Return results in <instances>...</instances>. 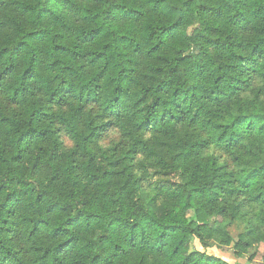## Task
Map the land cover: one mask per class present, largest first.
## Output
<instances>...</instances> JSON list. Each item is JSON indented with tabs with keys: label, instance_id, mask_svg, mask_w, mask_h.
<instances>
[{
	"label": "trees",
	"instance_id": "1",
	"mask_svg": "<svg viewBox=\"0 0 264 264\" xmlns=\"http://www.w3.org/2000/svg\"><path fill=\"white\" fill-rule=\"evenodd\" d=\"M261 244L264 0H0V264Z\"/></svg>",
	"mask_w": 264,
	"mask_h": 264
},
{
	"label": "rangeland",
	"instance_id": "2",
	"mask_svg": "<svg viewBox=\"0 0 264 264\" xmlns=\"http://www.w3.org/2000/svg\"><path fill=\"white\" fill-rule=\"evenodd\" d=\"M229 232L231 237L233 238L234 241L237 240V235L241 232V227L238 224H234L229 228ZM197 248L200 249V247L195 244ZM209 253H212L213 255L221 258L222 260H225L229 263H240V264H264V244H261L258 248L256 256L249 262L247 263V256H242L240 258H236L233 249L231 246L229 247H222L220 249L217 248H211L208 250Z\"/></svg>",
	"mask_w": 264,
	"mask_h": 264
}]
</instances>
